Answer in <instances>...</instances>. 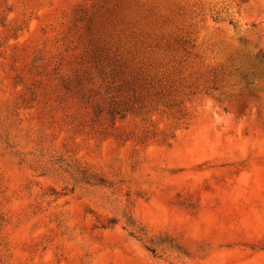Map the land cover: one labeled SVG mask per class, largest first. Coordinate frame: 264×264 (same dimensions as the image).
Listing matches in <instances>:
<instances>
[{
	"label": "rangeland",
	"instance_id": "rangeland-1",
	"mask_svg": "<svg viewBox=\"0 0 264 264\" xmlns=\"http://www.w3.org/2000/svg\"><path fill=\"white\" fill-rule=\"evenodd\" d=\"M0 264H264V0H0Z\"/></svg>",
	"mask_w": 264,
	"mask_h": 264
}]
</instances>
